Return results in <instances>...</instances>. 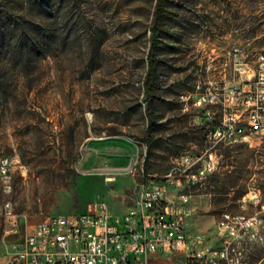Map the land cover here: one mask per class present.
Wrapping results in <instances>:
<instances>
[{
    "label": "rangeland",
    "instance_id": "obj_1",
    "mask_svg": "<svg viewBox=\"0 0 264 264\" xmlns=\"http://www.w3.org/2000/svg\"><path fill=\"white\" fill-rule=\"evenodd\" d=\"M155 13V0H0V159L25 168L9 194L0 188V204L9 201L21 223L97 205L125 212L142 185L162 184L173 159L200 144L195 84L236 80L233 68L256 70L264 54V0H163L156 24ZM216 155L211 175L182 188L192 209L186 242L199 248L218 245L220 214L239 213L247 189L264 202V140ZM2 230L0 219V264ZM240 249L247 264L264 256V244ZM157 258L151 264H183L181 254Z\"/></svg>",
    "mask_w": 264,
    "mask_h": 264
},
{
    "label": "built area",
    "instance_id": "obj_2",
    "mask_svg": "<svg viewBox=\"0 0 264 264\" xmlns=\"http://www.w3.org/2000/svg\"><path fill=\"white\" fill-rule=\"evenodd\" d=\"M234 67L236 60H233ZM257 69L233 68L236 80H207L194 86L192 106L204 110L200 144L173 159L162 184L142 185L131 207L112 215L104 205L74 215H52L36 225L19 221L9 201L0 204L4 264H148L161 255H182L183 264H247L241 244H264V202L253 188L237 201L239 213H221L218 245H188L185 223L192 209L183 186L211 175L221 147H254L264 140V54ZM16 157L0 159V188L9 194L14 176L23 177ZM175 190L167 195L166 189ZM252 209L249 215L244 211ZM241 251V258H234ZM246 252V251H245ZM264 263V256L256 263Z\"/></svg>",
    "mask_w": 264,
    "mask_h": 264
},
{
    "label": "trees",
    "instance_id": "obj_3",
    "mask_svg": "<svg viewBox=\"0 0 264 264\" xmlns=\"http://www.w3.org/2000/svg\"><path fill=\"white\" fill-rule=\"evenodd\" d=\"M156 1V13H155V24L158 23V21L160 20L161 14H160V6L162 5L163 0H155ZM154 24V25H155ZM157 34V30L153 27L151 29V43L147 52V72H146V78H145V86L147 87V89L149 88V90L152 87V76L154 73V69H155V61H154V54H155V47H154V38ZM25 39H23L24 41ZM22 40H20V42L22 43L21 46L24 44ZM146 115H147V119H148V125L144 134V140L147 142L148 145H150L151 140H150V136H151V131H152V117L151 114L149 112L148 107L146 108Z\"/></svg>",
    "mask_w": 264,
    "mask_h": 264
},
{
    "label": "bare ground",
    "instance_id": "obj_4",
    "mask_svg": "<svg viewBox=\"0 0 264 264\" xmlns=\"http://www.w3.org/2000/svg\"><path fill=\"white\" fill-rule=\"evenodd\" d=\"M263 247V246H262ZM234 258H241V252L239 251H234Z\"/></svg>",
    "mask_w": 264,
    "mask_h": 264
},
{
    "label": "crops",
    "instance_id": "obj_5",
    "mask_svg": "<svg viewBox=\"0 0 264 264\" xmlns=\"http://www.w3.org/2000/svg\"><path fill=\"white\" fill-rule=\"evenodd\" d=\"M124 213V212H123ZM122 214V213H121ZM121 214H116V215H121ZM157 257H154L150 260V262L148 264H151V262H154V260H156ZM158 259V258H157Z\"/></svg>",
    "mask_w": 264,
    "mask_h": 264
}]
</instances>
